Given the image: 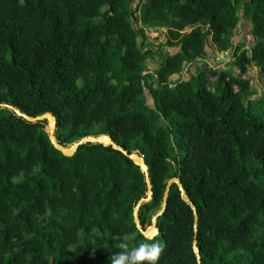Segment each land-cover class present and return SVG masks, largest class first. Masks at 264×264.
Wrapping results in <instances>:
<instances>
[{
  "label": "trees",
  "instance_id": "obj_1",
  "mask_svg": "<svg viewBox=\"0 0 264 264\" xmlns=\"http://www.w3.org/2000/svg\"><path fill=\"white\" fill-rule=\"evenodd\" d=\"M242 21L250 47L244 31L234 41ZM149 31L164 35L157 49ZM209 50L232 61L209 68ZM252 68L264 76V0H0V103L52 114L61 146L107 135L141 155L154 193L145 232L179 178L202 264H264V92L252 100ZM49 130L0 109V264H110L123 236L146 242L134 222L149 196L142 169L104 144L66 157ZM158 228L147 241L164 249L157 264H198L177 185Z\"/></svg>",
  "mask_w": 264,
  "mask_h": 264
},
{
  "label": "water",
  "instance_id": "obj_2",
  "mask_svg": "<svg viewBox=\"0 0 264 264\" xmlns=\"http://www.w3.org/2000/svg\"><path fill=\"white\" fill-rule=\"evenodd\" d=\"M150 100H151V103H153L151 96H150ZM0 109H9V110L13 111L19 118L23 119L24 121H26L27 123H30V124H38V123L48 121V124L50 126V130L48 131L49 136H50V140H51L52 144L54 145V147L57 150H59L60 152H62L63 155L66 157L70 158V157L75 156L78 149L82 146L89 145V144H104L107 146H111L112 148H114L117 151H120L126 157H128L134 164L139 166L146 175V183H147L149 196L147 199L141 200L139 202L138 206L136 207L135 212H134V222L137 226L138 231L145 237L147 232H145V230H144V228L140 222L139 213H140V209H141L142 205L145 203H149L153 199L154 193H153V186H152L150 176H149V168L145 164L141 155H139V154L130 155L123 148H121L119 145H117L112 140V138L110 136H107V135H102V136H98V137H93V136L85 137L82 140H80L79 142H77V143H75L69 147H64V146H61L56 140L55 134L57 131V119L52 114L47 113V114L39 116V117H31V116L25 115L22 111L18 110L17 108H15L11 105L1 104V103H0ZM173 185H177L183 202L185 204H187L194 213V230H195L196 235H195V239L193 242V250H194V253L196 255L198 264H202L201 253H200L199 246H198V230H199L198 210H197L196 206L194 205V203L188 197L187 192H186V190L182 184V181L179 178H173L172 180L169 181L167 188H166V191H165V194H164L162 210L159 212V215L157 214L156 216H154L152 218V227L158 229V233L160 232V230L158 228V219L161 216H163L167 210L170 191H171V188Z\"/></svg>",
  "mask_w": 264,
  "mask_h": 264
},
{
  "label": "clouds",
  "instance_id": "obj_3",
  "mask_svg": "<svg viewBox=\"0 0 264 264\" xmlns=\"http://www.w3.org/2000/svg\"><path fill=\"white\" fill-rule=\"evenodd\" d=\"M219 65L217 68H219ZM158 234V229L150 228L144 237L146 242H140L131 247L128 241L134 239V237L123 236L119 244L120 251L110 256V264H157L164 249L160 243L147 241H154Z\"/></svg>",
  "mask_w": 264,
  "mask_h": 264
},
{
  "label": "rangeland",
  "instance_id": "obj_4",
  "mask_svg": "<svg viewBox=\"0 0 264 264\" xmlns=\"http://www.w3.org/2000/svg\"><path fill=\"white\" fill-rule=\"evenodd\" d=\"M242 33H243V31H241L239 33L236 32V36H235V39H234L236 44L241 42V40L243 38ZM148 34H149L148 38H149V40L151 42V47H154V49H157L158 46L164 41L163 33L161 34L160 32L149 31ZM249 43H250V41H249ZM218 55L222 56L220 53H216L213 57L216 58V57H218ZM222 59H223V63L225 64L226 61L229 62L230 55L229 54H224L222 56ZM153 64H157V61L154 60ZM153 64H149V67L152 68V69H154V66H155V65L153 66ZM200 67H202V66L200 65ZM221 69H224V67L222 66ZM193 71L195 72V70H193ZM246 77H248V79L251 82L252 90L258 92V95H255L252 98L253 101H256L257 99L261 98V94L264 92V76L261 74V72L257 68H252V69H250V73ZM211 86L213 87V85H211ZM259 92H261V93L259 94ZM257 106H259V105H257ZM254 112H255V114H260V113H263V110H262V112H259V111H256V110Z\"/></svg>",
  "mask_w": 264,
  "mask_h": 264
},
{
  "label": "built area",
  "instance_id": "obj_5",
  "mask_svg": "<svg viewBox=\"0 0 264 264\" xmlns=\"http://www.w3.org/2000/svg\"><path fill=\"white\" fill-rule=\"evenodd\" d=\"M246 46L250 47L254 43V37L251 34H247L246 36ZM250 41V43H249ZM224 54H229L230 55V60H232V53L231 52H226V53H221L223 56ZM222 56L218 55V57H210L208 58L205 62L209 65V68L215 69L218 67L219 64L223 63Z\"/></svg>",
  "mask_w": 264,
  "mask_h": 264
},
{
  "label": "crops",
  "instance_id": "obj_6",
  "mask_svg": "<svg viewBox=\"0 0 264 264\" xmlns=\"http://www.w3.org/2000/svg\"><path fill=\"white\" fill-rule=\"evenodd\" d=\"M249 30H250V24L249 23H246L245 21H242V23H240V25H239V29H237V31L236 32H241V31H244V33L245 32H249ZM235 39V38H234ZM209 56L210 57H212L213 56V53H212V51H210L209 50ZM230 61L231 60H229V62L228 61H226V63L224 64V63H221L220 65H219V68H221L222 66L225 68L227 65L226 64H228V63H230ZM259 93H261V92H259Z\"/></svg>",
  "mask_w": 264,
  "mask_h": 264
}]
</instances>
